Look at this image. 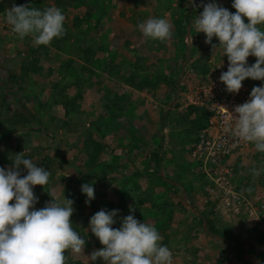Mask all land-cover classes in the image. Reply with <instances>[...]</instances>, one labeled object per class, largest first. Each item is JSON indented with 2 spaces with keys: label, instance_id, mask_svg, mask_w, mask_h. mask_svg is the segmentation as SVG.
I'll return each instance as SVG.
<instances>
[{
  "label": "rangeland",
  "instance_id": "rangeland-1",
  "mask_svg": "<svg viewBox=\"0 0 264 264\" xmlns=\"http://www.w3.org/2000/svg\"><path fill=\"white\" fill-rule=\"evenodd\" d=\"M80 1V4L70 7L68 13L64 15L66 16L64 22H66L68 26L71 27V29H73L72 27L75 17L78 16L83 18L86 13H94V11L97 9V4H107L111 7L106 17L102 20L101 24H99L98 28L95 27L97 25L95 23V19H91L90 24L92 25L93 29L88 33V35L89 42L93 41L94 45L106 44L111 48H116L115 51L118 54L116 62L120 66H118L120 69V74L124 72H131V65L137 64L138 62L143 65L144 63L145 65H153L152 68L154 73H175L180 71L181 67L184 68L183 71L187 73V70H191L189 65L195 61L196 58L210 57L212 62H217L216 60L219 61L215 63V65H219L225 61L224 67L229 71L230 74L234 75L235 68L237 67L238 70L240 69L242 71L239 73V75L243 77L244 69L247 68L249 62H251L255 57H264V49L262 50V48H264V42L262 40H257L260 39V36L258 37L255 34H250L249 36L247 33L245 35L246 49L244 50L243 48H239V50H237L234 54L236 59L231 60V58H229L231 55V48L229 49L227 41L231 39L230 37L238 36L240 31L246 29V26L243 22L237 20L235 21L232 18L227 20L229 23L231 22L234 24L229 26L226 32H223L225 37L222 41L219 43L205 41L206 28L208 27L209 22L219 21V16L221 13L231 9L229 0ZM243 2L246 4H254L257 2V0H244ZM46 4L49 5V3ZM192 6L201 7L203 9V16L197 21H192L191 19L189 26L186 29V31L190 30L191 33V37L187 39V44L189 48H191L195 53V55L190 57L188 60H184L181 57L182 53H180L182 51V43L176 36V20L178 17H181L186 24L188 12ZM137 16L140 19L143 18L145 22L142 24L137 23L136 21L139 20ZM261 20V23H263L264 16H262ZM174 21L176 27L174 26ZM45 25H48L50 30L54 28L53 22L49 24L48 21L45 20L42 22V26ZM85 29L86 25L83 26V30ZM71 31L72 33L76 32L74 30ZM33 33L34 31L30 29L28 25L24 24L23 21L16 20L13 17V12L11 9H9L6 14L0 15V104H3L4 101H6L8 104L3 108L4 113L2 115L0 114V121H3V117L5 121L8 120V118L13 113L25 114L27 117L31 118V112L36 110V104L34 105L33 96L37 94L42 97L43 102L50 101L52 87L58 83L64 82L63 77L61 76V72L64 71H62L60 65L61 61L66 58L68 59L69 57H77L78 52L73 42L67 43L66 46H64L63 51H57L53 42L49 40V37L45 34H42V43L49 50L47 55L44 54L42 50H40L39 54H36V57L40 60L39 66L41 67L42 71L40 74L30 73L28 78L26 77L25 79H22L21 77L23 71L21 67L23 61L29 55V46L37 48L40 47V41L38 42L36 40L37 37ZM250 39H252V43H249ZM126 41H129L130 45H127ZM192 51H188V53H193ZM102 55L103 53L100 52L98 57ZM183 62L185 64H183ZM77 63L78 66L82 65V63L79 61H77L76 64ZM13 75L18 78L13 80ZM115 80V78L113 80L108 74L100 73H98V75L95 77L92 76V79L87 81L85 80L88 89L85 94V98L79 101V104L84 106L86 112L84 111L83 113L74 114L71 116V127H69V130H58L54 128L51 131L53 136L45 135L46 133L43 134L38 130L41 128L39 124H30L28 129L13 134L10 141L0 143V160L4 161L2 172H0V188L7 186V189H5L2 194H0V203H2L3 199H6L8 200L9 204H14L16 209H22L25 212L20 213L18 210L12 211L10 219L18 216L19 214H22L23 217L20 218L19 224L15 226L12 231H10L9 226L11 223L9 220L3 218L0 211V245L3 247L5 246L7 249L13 245H18L21 247L42 245L41 231H39L37 234L35 233L34 235L26 232L24 233L25 229L23 223L24 221L33 218L41 211V209L44 211V207H46L47 211H51V205L49 202H44V196L51 195L55 199H58V202L61 201V196L65 199L64 196L66 186L62 182V177H73L75 181V179H79L76 168H79L80 171H85L83 159V141L88 129L91 128V124L97 119L101 108L105 105L106 100L104 97V88L109 89V86L114 88ZM100 83H104V87H101L99 85ZM192 87L194 86H191V88ZM126 91H129V89L126 87L121 89L122 93ZM149 91H153L150 92V96H148L146 92L142 93L141 91L139 93L135 92L136 94L134 100H131L130 97L129 100L133 101L134 105L136 106V110L134 112L135 118L131 119L129 115H121L118 118L117 123L114 124L113 122H110L112 128H116L117 132H115L113 137L110 136L108 141L103 140L105 144L109 145L105 151V158L107 161L110 162L112 161L113 157L121 155V159L118 161V164L124 163L126 166L123 169L122 175L120 174V176L116 177L117 180L114 178V181L107 180L109 177L107 179L101 180L88 177L90 180H92L93 185L91 188H89V195L86 193L84 196L83 205H85L86 211L84 213L81 212L79 207L77 211H75V219L80 226L76 229V235L73 243L78 245V250L75 251V254L82 256L84 258V262H92L93 246L91 243L89 248L80 247V240L85 237V235L92 234V232L98 233L96 230L97 226L100 225L99 220L110 222V218H108L109 215H107L105 218V213H108L106 211V205L112 203L115 194L118 192V189L120 190L117 181H120L122 179L121 177L124 175H132L136 169V166L133 165V163L136 161V157H133L134 162H127V164L124 162L127 158V150L125 147L130 144V133L127 131L129 124L136 127L139 131V133L136 132V135L143 137L145 140H147L149 135H159L160 131L162 130L164 132L163 134L167 135L165 131L168 129V127L172 130L173 122L175 121V123H177L180 120V117L173 114V112L176 113V103L180 102L183 104L181 111H184L188 105V100L185 97V94L188 96V92H185V90L183 93H179L177 88L171 89L166 85H161L159 88ZM186 91L188 90L186 89ZM30 93H34L31 103L28 102V99L25 97V95ZM75 94V88H72L68 91V95L70 97H73ZM146 106L149 108V110H151V112L153 111L152 115L146 111ZM53 113L57 114V117L60 115L61 117L65 118V112L62 108H59L58 110L53 109ZM168 113L172 114V117H176L172 120L170 116H167ZM156 115H159V119L157 120L156 118L157 121L155 122L154 117ZM163 115L167 116L166 118L168 121V126L166 125L165 127H163ZM58 119L61 120L60 117H58ZM144 126L147 128V130H144ZM178 126L183 128L182 125ZM164 135L162 143H166V137ZM18 138L20 141L16 140ZM118 140L120 142L123 141L122 143H124L125 146L119 147ZM167 143L166 151L173 150L174 152V144H171L172 142ZM169 144H171V148L169 147ZM19 145L26 155H33L22 176H20L14 168L5 162L10 157L12 152L19 147ZM147 146L148 148L146 149L148 153L150 152V154H152L156 151V147L153 143H149ZM58 147H61L63 152L62 156L67 160V164H63V166L59 168L58 173H56L52 183H50V186L52 185L51 188H42L41 184H39L40 189L33 188L32 191L36 194L34 197V201L37 200L36 203L31 200L23 201L25 198L24 196H21V193L26 191L29 186H35L37 182L40 181L41 178L38 177L40 175L39 170L42 169V175L46 172V164L43 163L45 161L44 156L47 154L48 157H54V153ZM37 148L40 149V153L34 154V150H37ZM45 149L50 150L46 152L44 151ZM171 154L172 153L167 154L170 159L172 158ZM257 161H259V159ZM57 163L60 164V160ZM177 173H179L177 168L173 169L172 167H169L165 174L168 178L173 177L178 179L179 176H177ZM255 174L256 180L258 179V176H264V167L263 170H258ZM255 174L253 173L252 176L254 177ZM32 175H36L34 181L36 183H32ZM50 175L51 173L49 170L48 173L44 175V177H48ZM101 175L103 176V173H101ZM184 178L192 179L190 173L184 174ZM143 179L142 183L145 182ZM254 179H251L254 181V183L252 182L251 184L253 187H255L256 183ZM258 181L257 184H259ZM136 182L138 183L139 180L137 179ZM179 182H182V184L185 185L187 180H181ZM79 185L80 183L77 185V187L84 189V185ZM123 185L126 184L123 183ZM196 193L199 194L201 199H198L199 202L193 201V204L196 206H201L202 204L205 205V198H203L201 194L202 192ZM41 196L42 207L44 206L43 208H41L40 205ZM189 197V201L191 202V196ZM259 198L264 201V196L259 195L257 197L258 201H260ZM88 200L90 202H88ZM126 203L128 207L131 205L129 200H127ZM184 203L185 201L182 202V207L185 205V207L189 209L190 204ZM121 206L122 205L119 204L115 208L113 207V211L111 213H122L123 215L128 214L129 211H127L125 208H122ZM6 208L7 207L4 206L3 210ZM261 211L264 213L263 210ZM117 214H115V216ZM261 214L262 213H260V215ZM198 216H200V213H185L183 210H177L174 212L168 228L166 230H162L165 233V236L170 238L169 246L171 248L168 250L167 254H164L161 258L156 259L149 255L146 258L144 264H207L213 260L215 261V258L217 259L218 257H220V260L222 259L221 261H227V264H243L240 262H235L236 256L238 254L242 256V252H247L248 257L250 258L249 262L246 264H264V245L261 247L253 246V243L255 242V235L253 233L244 232L243 225H245L244 222L247 221V217H243V215L239 217L238 220V218L233 216H225L222 213H217L216 221L222 234L215 236L219 239L216 241L214 235H211L212 237H207L205 235V232L203 229H201L203 228V225L196 220ZM242 217L243 219H241ZM163 219L164 216H162L160 213L155 220L151 221L149 218H146V220H144L146 221L145 226L148 227L146 230H148L150 234L154 233L152 229L155 228L154 226H156L158 221H163ZM249 219H252L250 223L251 227H255L257 224L262 222V227L264 229V214H262L261 217L258 215L256 218ZM112 221V223L117 221L120 222V218H114ZM142 229L145 230L144 225H142ZM29 230L30 232H34L32 229H28L26 231ZM223 233L231 236L230 238L227 237L230 239L229 241L231 242V245H235V243H237L233 250L229 249L227 245L224 244L228 240L226 238L224 239L222 236L224 235ZM97 235L99 237V233ZM163 236L159 234L153 236V246L159 248L161 242L164 239ZM205 236L207 238H205ZM134 239L140 244V246L144 244L141 239L138 241V234L134 236ZM205 239L208 241L205 242ZM250 240L252 242H250ZM216 242L218 246H216L217 248L215 247L214 249L212 246ZM124 247L125 258L131 259L128 264H142L140 261H132L133 253L129 242L125 243ZM12 255V252L8 253V261L10 263L13 258ZM103 263L127 264V262L120 263L117 261L116 255L114 254L111 257H104Z\"/></svg>",
  "mask_w": 264,
  "mask_h": 264
},
{
  "label": "trees",
  "instance_id": "trees-1",
  "mask_svg": "<svg viewBox=\"0 0 264 264\" xmlns=\"http://www.w3.org/2000/svg\"><path fill=\"white\" fill-rule=\"evenodd\" d=\"M243 1L244 0H229L231 9L221 13L219 21H217L218 23L216 21L209 22L208 27L206 28L205 41L219 43L225 37L223 32H226L229 26L234 24L231 22L229 23L228 20H230V18L245 24V30L240 31L238 36L230 37L231 39L227 41L229 49L231 48L230 58L234 56L239 48H243L244 50L246 49L245 35L247 33L249 36L250 34H255L258 37L260 36V39L257 40H262L264 42V22L261 23V18L264 16V0H257L254 4H246ZM46 3H49V5ZM80 3V0H0V15L6 14L7 11L11 9L13 17L16 20L23 21L24 24L28 25V27L34 31L33 34L36 35V40L38 42L40 41V47L38 46L39 48L29 46V55L23 61L21 67L23 71L21 77L22 79H25L26 77L28 78L30 73L40 74L42 71L39 66L40 60L36 57V54H39L40 50H42L46 55L49 52L48 48L42 43V34L49 37V40L53 42L57 51H63L64 46H66L67 43L73 42L78 52L76 58L69 57L68 59L66 58L61 61L60 65L62 71L64 70L61 72V76L63 77L64 82L58 83L52 87L50 101L43 102L42 97L37 94L33 96L34 93L25 95L30 103L32 102L31 100L33 96L34 105L36 104V110L30 114L31 118L27 117L25 114L13 113L8 120L5 121L2 116L3 121H0V143L10 141L13 134L28 129L30 124H39L41 128L38 127V130L43 134L46 133L45 135L53 136L51 131L54 128L58 130H69V127H71V116L85 111L84 106H81L79 101L85 98V94L88 89L86 81L92 79V76L95 77L98 73L108 74L113 80L114 78L116 79L114 81V88H111L110 86L109 89L104 88V97L106 100L105 105L101 108L97 119L91 124V128L88 129L83 141L85 171H80L79 168H76V171L79 179L85 183L92 182V180L88 177L101 180L107 179L108 175L109 178L107 180L114 181L116 177L120 176V174L122 175L123 169L126 166L124 163L118 164V161L121 159L119 156L113 157L110 162L107 161L105 158V151L109 145L105 144L103 140L108 141L110 136L113 137L115 132H117L116 128H112L110 122H113L114 124L117 123V120L121 115H129L131 119L135 118L134 112L136 110V106L131 102V100H129L130 96L133 93L140 91H145L147 94H150V92L153 91L149 90H155L161 85H166L171 89L180 87L181 91H183L185 88L183 85L195 83L202 84L206 82V78L210 73V57H198L189 65L191 70L187 71L184 76L182 87L179 84V80L184 69L182 67L180 71L175 73H154L152 68L153 65H145V63L143 65L138 62L137 64L131 65V72H124L125 74H120V69L118 68L119 65L116 62V58L118 56L115 51L116 48H111L106 44L94 45L93 41L89 42L88 35V33L93 29L90 24L91 19H95V23L97 24L95 27L98 28L99 24H101L102 20L106 17L111 7L107 4H97L98 6L94 13H86L83 18L78 16L75 17L73 21V29H71V27L64 22L66 17L64 15L68 13L70 7ZM202 16L203 9L201 7L192 6V8L189 9L186 24L181 17H178L176 20L177 27L174 21V26L177 30L176 36L182 43V51L180 53H182L181 57L184 60L188 58L185 52L189 49L185 42V36L187 34L186 29L189 26L191 19L192 21H197ZM138 19L139 20L136 22L139 24L145 22L143 18L140 19L138 17ZM45 20H47L49 24L53 22L54 28L50 30L48 25L42 26V22ZM84 25H86L85 30H83ZM71 30L76 32L72 33ZM249 43H252V39L249 40ZM126 44L130 45V42L126 41ZM263 49L264 48H262V50ZM100 52L103 53V55L98 57ZM193 55H195V53H193ZM77 61L81 62L82 65L78 66V63L76 64ZM262 75H264V57H255L245 69L244 81L252 78L258 79ZM12 78L15 80V78L18 77L13 75ZM99 85L104 87V83H100ZM124 87L128 88L129 91L122 93L121 89ZM72 88L76 89V94L73 97H70L68 95V91ZM7 105L6 101H4L3 104H0L1 115L4 113L3 108ZM175 106L176 113L173 112V114L180 117V120L176 124L182 125L183 128L178 125L174 126V133H171V137L173 138L177 136V138L181 139L182 143L176 141V143H174V147L179 148L182 153L174 151L173 159L171 161H167L161 154L163 148L161 145L163 137H160L159 135H149L147 140H145L143 137L137 136L136 132L139 133V131L136 127L129 124L127 131L130 133V144L125 147L127 150V159L124 162L125 164H127V162H134L133 157L140 159V162L144 166L153 167L152 169H154L157 174L163 172L164 174L161 176L156 174L149 175L152 178L158 176V179H164L163 182H167L166 180H169L165 174L169 167H172L173 169L177 168L179 172L177 173L179 180L184 178V174L190 173L192 179L185 178L189 181H187L189 186H185V191L188 197L191 196L192 199L189 203H192L191 205L200 212L201 219L197 220V218H195L203 225V228L201 229H203L205 235L207 237L214 235L215 237L216 235L222 234L216 221V205H212L211 202L207 203V205L202 204L201 206L193 204V201H198L196 192H202L203 195H206L211 183L208 180H205L203 176L197 175L195 172L197 166L191 161L192 153L198 142V135L208 126V119L210 115L206 113L200 114L199 109L196 107H189L186 111L181 112L179 111L181 106L179 104H176ZM59 108H62L65 112V118L61 120L58 119L57 114L53 113V109L58 110ZM146 111L149 112V109H146ZM150 113L153 114V111H150ZM194 115L195 117L193 118ZM167 116H170L172 120L176 117H172V114L170 113H168ZM167 116L163 115L162 117L164 124L163 127H165L168 123L166 118ZM144 130H147V128L145 127ZM16 140L20 141L19 138ZM122 142L118 140L119 147L125 146ZM149 143H153L156 147V151L151 155L146 149L148 148L147 145H149ZM48 150L50 149H45L44 151L47 152ZM37 153H40L39 148L34 150V154ZM62 153L61 147H58L54 153V157H48L47 154L44 156L45 161L43 163L46 164V172L42 175L41 180L38 181L35 186H29L25 193H21V196L32 195L33 188H40L39 184H41L42 188L50 186V183H52L56 173L59 171V168H61L63 164H67V160L64 159ZM32 156L33 155H26L19 145V147L12 152L10 157L5 162L14 168L20 176H22ZM149 159L151 160L149 161ZM59 160L60 164L57 163ZM256 160H258V157ZM3 162L4 161L0 160V172H2V166L4 165ZM232 168L233 170L231 175L235 180L237 173L235 174L234 172V165H232ZM49 170L51 175L44 177ZM101 173H103V176ZM35 176L36 175H32L31 177L32 183H36L34 182ZM254 177H256V174ZM121 178L120 181H117L120 190L118 189L112 203L106 205V211L111 213L113 211V207L115 208L119 204L121 205L123 198H129V200H132L135 204L131 207H128L127 203L123 205L124 208L128 209L127 211H129V213L126 215L118 213L120 222L117 221L112 223L99 220L100 225L97 226L96 230L99 233V237L97 235L98 233L92 232V234L85 235V237L80 240V247L89 248L92 243L93 260L91 263L84 262V258L82 256L75 254V251L78 250V245L74 244L73 240L76 235V229L80 225L77 223L74 215L66 212L62 213L65 208L62 209L63 207H57L52 211L42 210L33 218L26 220L23 223L25 229L24 233L26 232L34 235L35 233L37 234L41 231L42 245L26 247L13 245L12 247H8V249L5 246L3 247L0 245V264H104V257H111L113 254L116 255L117 261L120 263L127 262L128 264L131 259H126L124 256V245L127 242L131 245L133 253L132 261L134 262L140 261L144 264L149 255H152L157 259L161 258L164 254H167L168 250L171 248L169 246L170 238L165 236V233L162 230H166L168 228V225L174 215L170 209H175L178 205L169 204L162 196H159L158 199L150 197V195H148L149 188L141 187L136 182L138 178H144L142 172L132 175H124ZM61 179L66 186V202L77 204L79 210L81 209V212L84 213L86 211L85 205H83L85 195L79 190L77 192L76 185L78 180L75 179L74 181L73 177H62ZM249 179L250 178H248V180ZM258 179V185L264 186V176H258ZM251 181H248L247 186H249ZM123 183L126 185H123ZM237 187L240 191H244L245 188H248L246 185L239 186L238 184ZM5 189H7V186L0 188V194H2ZM33 194H35V192H33ZM88 202L90 201L88 200ZM7 203L8 200L3 199L2 203H0V207L2 208L6 206ZM145 205L151 206L157 214L160 213L164 216L163 221L156 223V226H154L155 228L152 229L154 233L151 234L148 230L142 229V225L145 220L143 216V208ZM13 210L25 213L22 209H16L14 204L9 205L2 211L3 218L9 220L11 223L9 226L10 231H12L15 226L19 224L20 218L23 217L22 214H19L18 216L10 219ZM189 211L193 213L191 209H189ZM119 214L122 215L120 216ZM204 223L206 224V227L204 226ZM28 229H32L34 232H30V230L26 231ZM251 231L255 235L254 238L256 246L264 244V229L262 225L260 224ZM137 234L139 237L138 241L141 239L144 242L142 246H140V244L134 239V236ZM156 234L162 236L164 234V239L159 248L153 246L152 243V237ZM206 236L205 238H207ZM222 236L224 239L231 237L227 234ZM215 238L214 239L217 241V237ZM206 241L208 240L205 239V242ZM11 252L13 254V258L10 263L8 261V253ZM222 263L223 262L220 264Z\"/></svg>",
  "mask_w": 264,
  "mask_h": 264
},
{
  "label": "built area",
  "instance_id": "built-area-1",
  "mask_svg": "<svg viewBox=\"0 0 264 264\" xmlns=\"http://www.w3.org/2000/svg\"><path fill=\"white\" fill-rule=\"evenodd\" d=\"M187 100L188 105L211 115L191 156L196 173L211 183L205 202L216 204L218 212L225 215L256 218L258 209L238 190L228 159L253 143L264 142V92L258 95L257 90L237 86L232 79L226 81L218 66L209 82L191 91Z\"/></svg>",
  "mask_w": 264,
  "mask_h": 264
},
{
  "label": "crops",
  "instance_id": "crops-1",
  "mask_svg": "<svg viewBox=\"0 0 264 264\" xmlns=\"http://www.w3.org/2000/svg\"><path fill=\"white\" fill-rule=\"evenodd\" d=\"M135 94L136 93H133L130 97H131V100H134L135 99ZM132 103H133V101H131ZM148 106V105H147ZM147 106L145 107V109H149V108H147ZM150 111L151 110H149V112L148 113H150ZM151 114V113H150ZM152 115V114H151ZM58 117H60L61 119H64L63 117H61L60 115H58ZM155 122L159 119V115H156L155 117ZM156 118H157V120H156ZM173 122V121H172ZM176 125H178V124H176V123H174L173 122V128H174V126H176ZM168 126V125H167ZM174 129H170L169 127H168V129L165 131V133L167 134V135H164L163 133V130L162 131H160V134H159V136L160 137H163V135L166 137V143L164 142V143H162L161 145H162V147L164 148V147H166V149H164V150H162L161 151V154H162V156H163V154L164 153H166V152H168V154H170V153H172L171 155L173 156V150H168V151H166L167 150V142H172L171 144H174L175 143V141H177V142H181V139H179V138H177V136L176 137H171V133H174V131H173ZM159 131V130H158ZM168 132V133H167ZM156 134H158V133H156ZM182 143V142H181ZM171 144H169V147H170V145ZM173 147H174V145H173ZM171 148V147H170ZM174 150L176 151V152H178V153H180V149L179 148H176V147H174ZM126 153H127V151H126ZM263 154V155H262ZM151 155V154H150ZM171 156V157H172ZM252 156H254L253 158H252ZM119 157H121V155H119ZM166 157H167V159H166ZM165 157V159L167 160V161H170L171 159L169 158V156H166ZM258 157V159H259V161H257L256 160V158ZM135 158V157H134ZM127 159V158H126ZM169 159V160H168ZM251 159H253V160H251ZM151 159H149V161H150ZM231 160V159H230ZM232 163H233V165H234V172H235V174L237 173V176H236V178H235V181H236V183L239 185V186H245L246 185V187H248V188H250V190L248 189V188H245V190L246 191H248V193L250 194V197L251 198H256L257 199V197L259 196V195H262V196H264V186H260V185H258L257 184V181H258V179L256 180V178L254 179L253 178V176H252V174L254 173H256L258 170H263V167H264V153H262V152H258V150L256 151V149H255V147H252L251 149H249V150H245L244 152H238V153H236L233 157H232ZM133 165L134 166H136L135 168V172H133V174H135V173H139V172H142V174L144 175V179L143 178H138V180H139V182H138V185L139 186H141V187H148L149 188V192H148V195H150V197H152V198H157L158 199V197L159 196H162V197H164V199H165V201L166 202H168L169 204H174V205H178L175 209H170L173 213L174 212H176L177 210H183L185 213H187V212H190L189 211V209H191L192 211H193V213L196 211L197 213H200L198 210H196L189 202V197H188V195H187V193H186V191H185V188H184V186H189V183H186L185 185H183L182 184V182H179V181H181V180H187V179H185V178H182L181 180H179V179H175V178H169V180H166L167 182H163V180H160V179H158V176H156V177H154V178H152L151 176H149V175H154V174H156V175H159V176H161V175H163L161 172L159 173V174H157V172L154 170V169H152L153 167H148V166H144L141 162H140V160H138L137 158H136V161H135V163H133ZM244 170V171H243ZM40 171V175L38 176V177H42V169H40L39 170ZM154 171V172H153ZM251 172H253V173H251ZM255 176V175H254ZM109 177V175L107 176V178ZM148 177H151V178H148ZM247 178H250L249 180L251 181V179H254L255 181H256V183H255V187H253V186H251V184H252V182L254 183V181H251L250 182V184H249V186H247L248 185V179ZM142 179L143 180H145V182L144 183H142L143 181H142ZM205 179V178H204ZM41 180V179H40ZM78 181H77V185L80 183V185L79 186H82V185H84L83 186V188L84 189H80L79 187H77V185H76V188H77V192H78V190L80 191V192H82V194H84V195H86V193H88V195H89V188H91V186L93 185V183L91 182V183H85V182H82L80 179H77ZM170 181V182H169ZM188 181V180H187ZM189 182V181H188ZM258 183H259V181H258ZM256 184H257V186H256ZM52 187V185L51 186H49V187H47L48 189L49 188H51ZM44 188H46V187H44ZM252 188V189H251ZM40 189V188H39ZM57 191V190H56ZM23 193H25V191H23ZM61 193V192H60ZM22 196H24V195H22ZM36 195L35 194H32V195H29V196H27V195H25L24 196V198H25V200H23V201H26V200H28V201H34V197H35ZM65 197V196H64ZM196 197L199 199H201V197L199 196V194H197L196 193ZM29 198H31V199H29ZM40 199H41V202H40V205H41V208H43L42 207V196L40 197ZM63 197L61 196V201H57L58 199H55L54 197H52L51 195H46V196H44V202H49L50 203V205H51V208H50V210L52 211V210H54V209H56L57 207H63L62 209H64L63 211H62V213H71L72 215H74L75 214V211H77V209H78V205L77 204H73V203H69V202H66V200L64 199V201H63ZM260 199V198H259ZM127 200H129V198L128 199H125V198H123V200H122V202H121V207L122 208H124V204H126V202H127ZM129 201H131V205H129V207H131L133 204H135V202H132V200H129ZM185 201V203L184 204H190V208L188 209L187 207H185V205L182 207V202H184ZM37 202V200L36 201H34V203H36ZM264 202V201H263ZM14 203V202H13ZM262 203V200L260 199V201H259V203H258V205L259 204H261ZM7 205L9 206V205H11V204H9V203H7ZM6 205V207H8ZM37 205V204H36ZM44 209H45V211H47L46 210V207H44ZM126 210H128L127 208H125ZM43 209H41V211H42ZM0 211H1V213H2V211H3V207L1 208L0 207ZM40 211V212H41ZM143 216H144V219L146 220V218H149L151 221L152 220H155L157 217H158V214L156 213V211L155 210H153L152 209V207L151 206H147V205H145L144 206V208H143ZM192 213V212H191ZM96 214V213H95ZM115 214H117V213H105V218H106V216L107 215H109L108 216V218H110L109 220H110V222H113L112 221V219H114V218H118L119 216H118V214L115 216ZM74 217H75V215H74ZM155 218V219H154ZM198 219H200V217H197V220ZM223 220H224V218H223ZM116 221V220H115ZM242 221H245V220H242ZM159 222V221H158ZM245 223V225H243V228H244V232L245 233H252V231L251 230H253L254 228H256L257 226H259L261 223H259V224H257L255 227H251V225H250V223H248V220L247 221H245L244 222ZM145 224H146V221H144V223H143V225H144V228H145V230H146V228H148L147 226H145ZM92 230V229H91ZM218 239V238H217ZM228 241L227 242H225L224 244H226L227 245V247L229 248V249H234L235 248V246H236V244L237 243H235V245H231V242L229 241L230 239H228V238H226ZM219 240V239H218ZM248 241V240H247ZM249 242V241H248ZM250 242H252L251 240H250ZM254 242V241H253ZM220 244H222V243H220ZM224 244H222V245H224ZM254 245L253 246H255L256 247V242H254L253 243ZM262 245H264V244H260V245H257V246H262ZM212 246V245H211ZM216 246H218V244H217V242L216 243H214L213 244V248L215 249V247ZM220 246V245H219ZM217 248V247H216ZM243 248H244V246H243ZM264 248V247H263ZM235 254H238V253H235ZM242 256H240L239 254L236 256V259H235V262H240V263H243V264H246L247 262H249V260H250V258L248 257V254H247V252H242ZM152 256V255H151ZM202 256V255H201ZM205 258V257H204ZM215 258V257H214ZM220 257H218L217 259L215 258V261L213 260V261H211L210 263L208 262L207 264H220L221 262H223L222 264H227V261H221L220 259H219ZM218 260H220V261H218Z\"/></svg>",
  "mask_w": 264,
  "mask_h": 264
},
{
  "label": "clouds",
  "instance_id": "clouds-1",
  "mask_svg": "<svg viewBox=\"0 0 264 264\" xmlns=\"http://www.w3.org/2000/svg\"><path fill=\"white\" fill-rule=\"evenodd\" d=\"M190 37H191V33H190ZM190 37H187V34H186V36H185V42H186V44H187V39L188 38H190ZM188 45V44H187ZM188 48H189V46H188ZM188 51H192V49L191 48H189L188 49ZM188 51L186 52V55L188 56V58H187V60L190 58V57H193V56H191V55H193V53H188ZM230 58V57H229ZM233 59H236L234 56L231 58V60H233ZM217 62H219L218 60H216ZM217 62H212L211 61V59L209 60V65H210V73L208 74V76H207V78H206V82H204V83H202V84H200V83H195V84H188V85H183L185 88H184V90H185V92H188V94L191 92V91H193V90H195V89H197L199 86H202V85H204V84H206V83H208L209 82V80H210V78H211V76H213V74L215 73V71H216V68L218 67V66H221V68H222V71H223V75H224V79H226V81H229L230 79H232L233 81H234V83L238 86V85H244V86H246V87H248V88H251V89H253V90H257V92H258V95H260V94H262L263 92H264V87H262V88H260L261 87V84L263 83V81H264V75H262V76H260L258 79H246L245 81H244V79H245V69H244V76L243 77H241L240 75H239V73H241L242 71L239 69L238 70V68L236 67L235 68V74L233 75V74H230L229 73V71L227 70V69H225V67H224V63H225V61L224 62H222L221 64H217V65H215V63H217ZM250 63V62H249ZM248 63V64H249ZM185 64V63H184ZM248 66V65H247ZM241 68H243V67H241ZM184 70V69H183ZM188 71V70H187ZM186 71V72H187ZM186 75V73L184 72V71H182V76L180 77V80H179V84L181 85V87H182V84H183V81H184V76ZM240 77H239V76ZM258 80V81H257ZM186 84H187V80H186ZM191 86H194V87H192L191 88ZM188 88H190V89H188ZM176 89V88H175ZM178 90H179V93L181 92V93H183L184 92V90L183 91H181V88L180 87H178L177 88ZM186 89L188 90V91H186ZM141 92V91H140ZM143 92H145V91H142V93ZM139 93V92H138ZM187 94V95H188ZM151 95V93L150 94H148V96H150ZM185 97L187 98V96H186V94H185ZM173 100H176V99H173ZM176 104H179L181 107H182V103H176ZM176 107V106H175ZM181 107L179 108V111H181ZM189 107H196L197 109H199V113L200 114H209L210 115V113H208L206 110H204L203 108H200V107H197V106H194V105H188V107H186V109H184V111H186ZM176 110V109H175ZM182 112V111H181ZM211 116V115H210ZM210 116H209V118H210ZM195 117V115L193 116V118ZM174 123H175V121H174ZM166 125H168V124H166ZM208 125H209V119H208ZM208 127V126H207ZM206 127V128H207ZM205 128V129H206ZM204 130V129H203ZM202 130V131H203ZM201 131V132H202ZM199 135H200V133H199ZM199 135H198V140H199ZM164 139V138H163ZM252 147H255V149H256V151L258 150V152L260 153V152H262V153H264V142H260V143H253L248 149H246V150H249V149H251ZM164 149H166V147H164V148H162V150H164ZM245 150H243L242 152H244ZM180 153H182L181 152V150H180ZM167 154H168V152H166V153H164L163 154V156L164 157H166L167 156ZM173 154H174V152H173ZM263 155V154H262ZM233 157V156H232ZM232 157H230L229 159H228V163H229V165H230V167H231V169L233 170V168H232V165H233V163H232ZM254 156H252V158H253ZM173 159V156H172V158H171V160ZM231 159V160H230ZM170 160V161H171ZM193 163V162H192ZM232 165H231V164ZM197 166V165H196ZM197 169V168H196ZM232 170H231V172H232ZM196 172V171H195ZM162 174H164L163 172H162ZM197 175L198 176H200L198 173H197ZM234 180V179H233ZM235 181V180H234ZM235 183H236V181H235ZM236 185H237V183H236ZM243 192V194L247 197V198H249V199H251V200H253V202L255 203V207L258 209V215L261 217L262 216V214H264L261 210H263L264 211V207L263 208H261L262 207V205L264 206V202L262 201V203L261 204H259L258 205V203H259V201L254 197V198H251L250 197V194L248 193V191H246V190H244V191H242ZM201 193V192H200ZM202 194V193H201ZM202 196H203V198H205V196L206 195H203L202 194ZM208 203H210V201L208 202ZM212 203V202H211ZM205 205H207V203L205 202ZM212 205H216V204H214V203H212ZM216 210H217V207H216ZM217 213H219L218 212V210H217ZM260 213H262L261 215H260ZM219 214H221V213H219ZM223 214V213H222ZM223 215H225V214H223ZM225 216H227V215H225ZM198 217H200V219H201V214H200V216H198ZM243 217H246V216H243ZM243 217L241 218V219H243ZM248 218V217H247ZM263 219V218H262ZM199 220V219H198ZM239 220V219H238ZM245 220H246V218H245ZM248 220V223H251V221H252V219H247ZM261 225H262V223H261ZM204 226L206 227V224L204 223Z\"/></svg>",
  "mask_w": 264,
  "mask_h": 264
},
{
  "label": "water",
  "instance_id": "water-1",
  "mask_svg": "<svg viewBox=\"0 0 264 264\" xmlns=\"http://www.w3.org/2000/svg\"><path fill=\"white\" fill-rule=\"evenodd\" d=\"M187 37H190V30L187 31ZM194 213H197L196 211Z\"/></svg>",
  "mask_w": 264,
  "mask_h": 264
}]
</instances>
